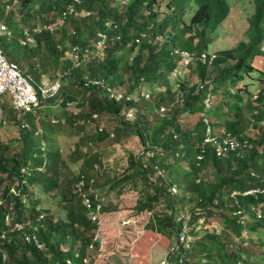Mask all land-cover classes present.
Returning <instances> with one entry per match:
<instances>
[{"label":"trees","instance_id":"1","mask_svg":"<svg viewBox=\"0 0 264 264\" xmlns=\"http://www.w3.org/2000/svg\"><path fill=\"white\" fill-rule=\"evenodd\" d=\"M165 1L0 0L5 57L35 83L61 78L62 84L59 115L44 111L57 105L52 101L21 116L9 96L0 98L5 119L19 128L13 139H0V237L7 238L0 264H85L98 227L75 185L85 175L95 179L94 190L103 188L102 154L93 149L132 137L143 151L130 155V167L154 191L137 210L164 202L155 229L175 234L170 264H264V0H251L246 40L217 54L209 50L230 16L229 0H168L162 13ZM61 18L62 26L44 29ZM25 32L32 43L22 44ZM182 52L192 54L187 66ZM74 53L78 66L66 58ZM86 79L118 89L123 99L85 87ZM71 102L82 112L68 111ZM131 109L134 122L124 114ZM196 115L193 126L179 121ZM89 127L94 133L87 135ZM65 134L87 135L90 142L69 163L58 143ZM208 136L239 147L219 155ZM157 171L161 176L150 180ZM55 208L63 213L57 218ZM32 233L40 249L24 241Z\"/></svg>","mask_w":264,"mask_h":264},{"label":"rangeland","instance_id":"2","mask_svg":"<svg viewBox=\"0 0 264 264\" xmlns=\"http://www.w3.org/2000/svg\"><path fill=\"white\" fill-rule=\"evenodd\" d=\"M125 1V0H124ZM166 0L162 4V13L166 10ZM123 2V1H122ZM124 3V2H123ZM121 3V5H124ZM231 13L223 25L216 31V38L210 46V52L219 53L230 50L241 41L246 40L249 29L248 19L253 13L251 0H229ZM14 20L15 17H14ZM7 31L0 32V36L6 38ZM72 58L75 62V54H70L66 58ZM89 59V58H88ZM174 76L172 81H174ZM186 79L190 83L196 82V77L186 72ZM66 86H69L66 83ZM71 88V87H70ZM118 90V89H117ZM119 91V90H118ZM148 96L143 90L142 96ZM218 97L215 102L217 103ZM206 101L207 107L210 103ZM79 102V101H77ZM5 99H0V139L3 142L9 141L18 135L19 128L16 124L8 122L4 116ZM12 104V103H11ZM10 104V105H11ZM77 103L71 102L66 109L73 113H81L82 110L76 106ZM52 115L61 114L60 105L44 109ZM128 120L134 122L136 113H124ZM201 115L180 116L179 121L183 125L193 126ZM54 117V116H53ZM103 119L102 124H104ZM90 131V132H89ZM94 129L88 128L87 135L93 134ZM87 135L65 134L58 138L59 146L67 163L69 157L78 148L86 150ZM102 154V171L100 183L104 187L95 190L97 198L102 203L105 212L102 222L96 231L98 242L94 246H89L85 264H170L168 257L177 245L175 234L163 235L155 229V218L165 211V204L162 200L153 202V210L139 212L137 207L141 203L148 202V197L153 196V189L148 187L144 180L134 175L135 170L130 167V157L142 153L143 146L139 139L132 137L128 142L121 145L114 144L113 139L101 143L93 149ZM131 155V156H130ZM91 172L94 174L97 166ZM78 167H74L77 172ZM162 172L150 178L156 180ZM58 215L63 213L55 208ZM214 225H220L218 220H212ZM212 224V225H213ZM212 225L208 229H212ZM189 227L185 226L184 232H188ZM67 247H69L67 245ZM80 243L75 245L79 249ZM256 248L254 247V251Z\"/></svg>","mask_w":264,"mask_h":264},{"label":"built area","instance_id":"3","mask_svg":"<svg viewBox=\"0 0 264 264\" xmlns=\"http://www.w3.org/2000/svg\"><path fill=\"white\" fill-rule=\"evenodd\" d=\"M73 11L74 10L71 8L69 10V13H73ZM86 14L89 15V13ZM64 23L65 19L61 18L57 21L56 24L44 27V29L54 31L58 26H62ZM3 31H7L6 26L0 25V32ZM36 31L39 32L40 30ZM25 36L26 39L22 41V44L33 42V37L29 32H25ZM100 36L101 38L97 41L96 46L97 48L102 49L104 47V37L103 35ZM74 54L75 65L78 66L79 57L77 53ZM192 59V54H190L189 52H182V60L185 66L189 65ZM201 59L204 61L206 59V55H201ZM90 85L103 87L108 93L109 97L115 101H121L123 99V95L119 91L106 85L102 81L86 79L84 86L88 87ZM61 87V78H57L54 81H50L45 78L40 83L31 81V79L24 76L21 69L15 63L10 62L5 57L4 53L0 49V98L3 96H9L12 100V107L21 116H25L28 113L33 112L34 109L50 101L58 104L61 99ZM128 113L133 114L134 110L131 109ZM54 122L57 123V121ZM22 127H27V125H23ZM206 142L212 143L214 146H217L219 155L224 153L228 149L234 151L239 147V143L234 140H225L223 143H219L211 136L207 137ZM94 184V178L87 180L86 176L82 175L80 177V180L75 185V190L81 197L83 205L89 210L90 220L99 228L104 214V207L100 200L97 198V193L93 188ZM16 228L18 230H21L24 227L17 226ZM33 230L37 231V227L33 228ZM95 238H98L97 234L95 235ZM6 239V236L3 235L2 237H0V243H3L4 241H6ZM24 241L28 244L35 245L38 249H40V243L34 233L25 235ZM5 262L6 256H4V263ZM67 264L75 263L69 259L67 260Z\"/></svg>","mask_w":264,"mask_h":264},{"label":"crops","instance_id":"4","mask_svg":"<svg viewBox=\"0 0 264 264\" xmlns=\"http://www.w3.org/2000/svg\"><path fill=\"white\" fill-rule=\"evenodd\" d=\"M3 1H8V0H3Z\"/></svg>","mask_w":264,"mask_h":264}]
</instances>
